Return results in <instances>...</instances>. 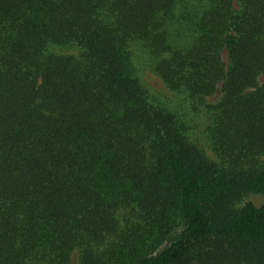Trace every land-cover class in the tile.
<instances>
[{
    "label": "trees",
    "instance_id": "16d2710c",
    "mask_svg": "<svg viewBox=\"0 0 264 264\" xmlns=\"http://www.w3.org/2000/svg\"><path fill=\"white\" fill-rule=\"evenodd\" d=\"M259 75L264 0H0V264H264Z\"/></svg>",
    "mask_w": 264,
    "mask_h": 264
},
{
    "label": "rangeland",
    "instance_id": "374dc122",
    "mask_svg": "<svg viewBox=\"0 0 264 264\" xmlns=\"http://www.w3.org/2000/svg\"><path fill=\"white\" fill-rule=\"evenodd\" d=\"M57 52H69L73 53V49H62L55 48ZM131 51V61L134 69V74L137 76L141 86L143 87L147 99L155 105L161 106L165 109L171 110L181 118L187 127V131L191 138L194 139L207 156L211 157V151L208 149V145L204 137V127L206 126V119L201 113H192L184 106V101L180 95L168 90L160 78L151 70V59L145 53L143 47L139 43H132L130 47ZM221 57L225 60V53H221ZM264 81V75H259L257 77V83H262ZM220 95L219 85H217L216 90L206 98L209 103H214ZM252 202L259 205L264 202L263 194H248L245 195L240 205L244 202ZM65 264H78L77 254L73 251L69 260Z\"/></svg>",
    "mask_w": 264,
    "mask_h": 264
}]
</instances>
